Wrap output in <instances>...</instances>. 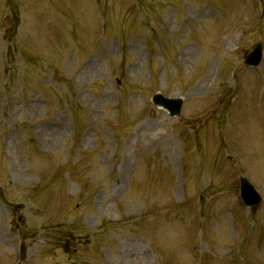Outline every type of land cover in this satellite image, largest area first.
Segmentation results:
<instances>
[{"label":"rangeland","instance_id":"1","mask_svg":"<svg viewBox=\"0 0 264 264\" xmlns=\"http://www.w3.org/2000/svg\"><path fill=\"white\" fill-rule=\"evenodd\" d=\"M201 1L0 0V264H176L173 227L188 264H264V0Z\"/></svg>","mask_w":264,"mask_h":264},{"label":"water","instance_id":"2","mask_svg":"<svg viewBox=\"0 0 264 264\" xmlns=\"http://www.w3.org/2000/svg\"><path fill=\"white\" fill-rule=\"evenodd\" d=\"M262 58L261 47L257 46L254 50L246 56V63L251 66H258ZM153 102L157 105L166 107L171 115H179L181 109L180 100H168L161 95H156L153 98ZM240 196L246 206H255L261 202V197L255 191L254 187L242 179L240 183ZM25 258V247L22 246L20 249V263ZM19 263V264H20Z\"/></svg>","mask_w":264,"mask_h":264},{"label":"clouds","instance_id":"3","mask_svg":"<svg viewBox=\"0 0 264 264\" xmlns=\"http://www.w3.org/2000/svg\"><path fill=\"white\" fill-rule=\"evenodd\" d=\"M156 242L164 256L172 254L175 255L176 264H188L189 258L186 256L183 247L184 233L179 227L156 233Z\"/></svg>","mask_w":264,"mask_h":264}]
</instances>
